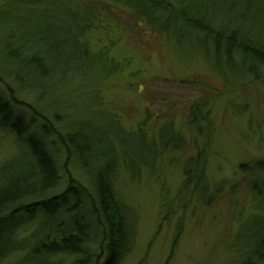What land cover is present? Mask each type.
I'll use <instances>...</instances> for the list:
<instances>
[{
	"label": "rangeland",
	"instance_id": "1",
	"mask_svg": "<svg viewBox=\"0 0 264 264\" xmlns=\"http://www.w3.org/2000/svg\"><path fill=\"white\" fill-rule=\"evenodd\" d=\"M6 1L0 43L3 35L11 36L12 42H23L25 50L37 49L45 57L50 51L56 64L47 81L33 87L40 94L30 95L10 77L15 74L29 85L27 70L4 61L0 53V69L8 72L0 90L36 107L61 136L66 137L69 128L73 141L80 142L75 146L80 158H75L57 138L46 140L61 177V187L47 198L65 191L68 179L91 190L88 170L81 164L91 169L101 154L113 150L110 182L129 218L126 252L118 264L251 262L250 253L264 232V180L247 184L251 176L240 166L264 161V71H249L252 61L243 64L234 51L230 58L223 42L217 47V38L202 28L212 25L224 38L240 36L264 46V0H188L191 8L199 7L201 29L184 27L175 35L152 34L145 21L132 29L127 13L102 5L94 8L95 25L104 26L107 15L106 22L118 18L131 28L128 34H134L123 32L119 22L116 30L88 34L82 28L78 37H86L93 50L87 57L73 41L80 27L71 18L85 15L88 5L52 0L28 13ZM93 53L111 59L94 58ZM10 134L0 130L2 187L23 165L33 164L28 146ZM201 152L206 185L195 188L193 181L184 188L190 175L185 166ZM32 215L19 218L11 242H0V253L8 247L0 254V264H44L45 258L32 251L48 235L49 224L38 213ZM57 222L61 224L62 217ZM11 226L12 221L3 220L0 235ZM96 250L92 253L98 254ZM78 259L60 255L46 262L75 264Z\"/></svg>",
	"mask_w": 264,
	"mask_h": 264
},
{
	"label": "trees",
	"instance_id": "2",
	"mask_svg": "<svg viewBox=\"0 0 264 264\" xmlns=\"http://www.w3.org/2000/svg\"><path fill=\"white\" fill-rule=\"evenodd\" d=\"M10 1L18 4L20 7H25L26 12L33 13L42 7V5L52 0ZM55 1L68 3L72 0ZM76 1L88 5L85 15L71 18L76 23V26L80 27L75 33L76 35L73 36V41L77 42V46L81 50L85 51L83 52L84 57H87L93 50L86 37H78V33L80 34L82 28L87 29L88 34H90L95 30H116L120 26L123 32L128 34L129 32L126 29H134L138 27L139 21L140 23L145 21L146 26L150 27V33L152 34L175 35L181 33L184 27L201 29L199 7L196 10L191 8L190 6L193 3L190 4L188 0ZM198 3L197 1L194 5H198ZM102 5L108 8L116 7L127 13L129 22L133 24L132 27L125 28L118 18H113L111 22H106L109 20L107 15H104V26L95 25L94 8L96 9ZM8 7L6 0H3L2 4L0 3V28L5 27V20L7 19L4 18V12ZM40 17H44V14H40ZM115 22H119V25L115 26ZM202 29L207 35L217 38V47L220 42H223L226 55H229L230 58L234 51L241 56L243 64L245 61H252L253 65L249 68V71H264L263 45H259L254 40L242 38L237 33H235L238 36L237 39H232V36L224 38V34L217 32L212 25ZM232 33L230 34L232 35ZM133 34L128 35L131 37ZM1 35L2 33H0ZM10 37L3 35L1 38L0 53L3 60L12 61V63H16L19 67L25 68L27 76L32 78L29 82L30 84L27 85L24 83V79L22 80L14 74L10 76L13 84L28 90L30 95L40 94L38 93L39 90L33 87L40 86L43 80L47 81L49 74L53 72L51 68L55 67L56 61L54 59L50 60V51L45 57L44 53L36 51L37 49L34 51L25 50L23 42L21 44L14 43ZM118 40H121V38L118 37ZM39 42L43 43L44 40L41 39ZM99 56L108 57L105 53L94 54V58H99ZM120 69L121 67L117 68L113 73L118 72V70L121 71ZM7 73L0 69V84L4 83L3 77ZM238 73L245 75L248 71L244 73L239 71ZM102 80L98 82H102ZM55 90H58V88ZM43 92H45V89L42 90ZM17 109H19L18 112L15 111ZM2 125L6 126L5 129L2 128ZM36 125L39 127L34 128ZM67 129L68 133L65 135L66 137L61 136L54 124L44 115L38 113L36 107L19 102L15 96H5L0 90V130L11 133L10 135L14 138L17 137L18 141H23L28 146L31 153L30 159L33 161L31 165H23L19 172L8 177L3 187L0 186V224L3 220L9 219L12 221L9 232L5 235L3 234L4 236L0 235L1 245L4 243L7 245L8 240L11 242L10 238L15 234L16 229H18L17 225L20 223L19 218L21 216L30 217L31 219L33 213H38V216L46 218L49 224V233L43 237L45 238L44 242H42L43 238L40 239L38 248L31 251L33 255L45 258L44 264H47V259L60 255L78 257L79 259L75 264H118L126 252V223L127 220L129 221V218H127L124 212L122 213L120 204L115 200L110 182L113 177L114 165L109 157L113 154V150L109 151V153L101 154V158L99 157L100 163H97L94 167L91 166V169L89 166L81 164L83 171L88 170V177L92 186L91 190L76 186L72 179H68L69 182L65 191H62L59 195L47 198L55 188L61 187V177L58 173L56 160L48 152L46 140L51 138L55 140L57 138L58 143L63 145L62 148L67 151V154L74 155L75 158L79 156L80 158V149L75 147L80 142L78 139L73 141L74 135L70 134L69 128ZM88 154H91L89 146ZM204 159L206 158H204L201 152L193 160L194 162H187L185 170L190 175L186 176L187 181L184 188L189 183L192 184L193 181L195 182V185H193L195 188L198 185L205 187ZM240 171L243 174L249 175V177L251 176L247 184L255 178L261 177L264 180V161L252 165H241ZM201 192L203 194V190ZM61 217L62 222L57 225V220ZM53 234L56 237L51 239V235ZM262 235L256 241V250L250 253L251 262L246 264H264V232ZM94 245L97 247V250L93 248ZM7 248H3V251L6 252ZM10 249L14 248L10 247ZM92 250H96L99 253L94 254ZM3 251L1 253H4ZM93 258L96 259L93 260Z\"/></svg>",
	"mask_w": 264,
	"mask_h": 264
}]
</instances>
